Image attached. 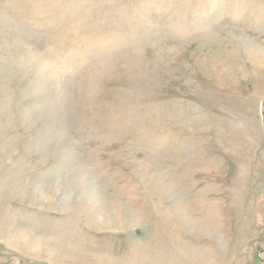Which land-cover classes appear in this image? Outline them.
<instances>
[{
  "label": "rangeland",
  "instance_id": "obj_1",
  "mask_svg": "<svg viewBox=\"0 0 264 264\" xmlns=\"http://www.w3.org/2000/svg\"><path fill=\"white\" fill-rule=\"evenodd\" d=\"M263 110L264 0H0V264H264Z\"/></svg>",
  "mask_w": 264,
  "mask_h": 264
},
{
  "label": "bare ground",
  "instance_id": "obj_2",
  "mask_svg": "<svg viewBox=\"0 0 264 264\" xmlns=\"http://www.w3.org/2000/svg\"><path fill=\"white\" fill-rule=\"evenodd\" d=\"M102 207H104V206H102ZM96 217L97 218H96L95 222L91 221V223H94V224L97 223V225H99L100 227H107V228H111V226L114 227V225H115V223L112 220L108 219L109 218L108 214L106 215L103 211L96 213Z\"/></svg>",
  "mask_w": 264,
  "mask_h": 264
},
{
  "label": "water",
  "instance_id": "obj_3",
  "mask_svg": "<svg viewBox=\"0 0 264 264\" xmlns=\"http://www.w3.org/2000/svg\"><path fill=\"white\" fill-rule=\"evenodd\" d=\"M263 118H264V110H263Z\"/></svg>",
  "mask_w": 264,
  "mask_h": 264
}]
</instances>
